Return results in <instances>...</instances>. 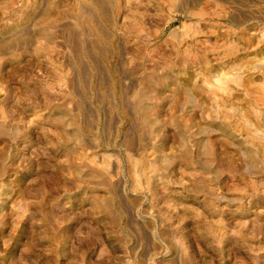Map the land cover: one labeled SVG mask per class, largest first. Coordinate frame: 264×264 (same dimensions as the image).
Returning a JSON list of instances; mask_svg holds the SVG:
<instances>
[{
	"label": "rangeland",
	"instance_id": "obj_1",
	"mask_svg": "<svg viewBox=\"0 0 264 264\" xmlns=\"http://www.w3.org/2000/svg\"><path fill=\"white\" fill-rule=\"evenodd\" d=\"M0 264H264V0H0Z\"/></svg>",
	"mask_w": 264,
	"mask_h": 264
}]
</instances>
